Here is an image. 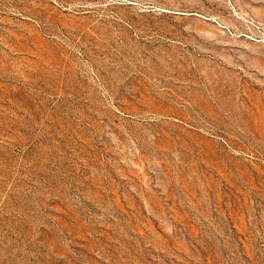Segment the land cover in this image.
I'll return each instance as SVG.
<instances>
[{"label":"rangeland","instance_id":"rangeland-1","mask_svg":"<svg viewBox=\"0 0 264 264\" xmlns=\"http://www.w3.org/2000/svg\"><path fill=\"white\" fill-rule=\"evenodd\" d=\"M0 264H264V0H0Z\"/></svg>","mask_w":264,"mask_h":264}]
</instances>
